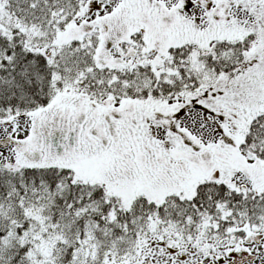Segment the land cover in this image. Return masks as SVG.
Listing matches in <instances>:
<instances>
[{"label": "snow or ice", "instance_id": "snow-or-ice-1", "mask_svg": "<svg viewBox=\"0 0 264 264\" xmlns=\"http://www.w3.org/2000/svg\"><path fill=\"white\" fill-rule=\"evenodd\" d=\"M0 264H264V0H0Z\"/></svg>", "mask_w": 264, "mask_h": 264}]
</instances>
